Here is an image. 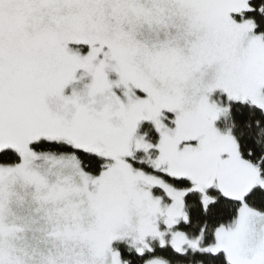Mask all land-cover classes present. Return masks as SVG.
Listing matches in <instances>:
<instances>
[{
  "label": "snow or ice",
  "instance_id": "1",
  "mask_svg": "<svg viewBox=\"0 0 264 264\" xmlns=\"http://www.w3.org/2000/svg\"><path fill=\"white\" fill-rule=\"evenodd\" d=\"M0 264H264V0H0Z\"/></svg>",
  "mask_w": 264,
  "mask_h": 264
}]
</instances>
